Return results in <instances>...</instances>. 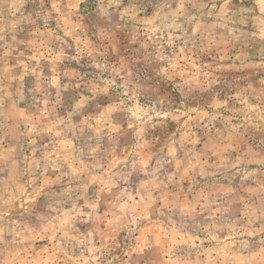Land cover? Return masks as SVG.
<instances>
[{
	"label": "rangeland",
	"instance_id": "1",
	"mask_svg": "<svg viewBox=\"0 0 264 264\" xmlns=\"http://www.w3.org/2000/svg\"><path fill=\"white\" fill-rule=\"evenodd\" d=\"M0 264H264V2L0 0Z\"/></svg>",
	"mask_w": 264,
	"mask_h": 264
},
{
	"label": "crops",
	"instance_id": "2",
	"mask_svg": "<svg viewBox=\"0 0 264 264\" xmlns=\"http://www.w3.org/2000/svg\"><path fill=\"white\" fill-rule=\"evenodd\" d=\"M264 2V0H262Z\"/></svg>",
	"mask_w": 264,
	"mask_h": 264
}]
</instances>
